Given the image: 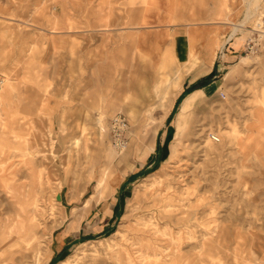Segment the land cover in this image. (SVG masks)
<instances>
[{"label":"rangeland","instance_id":"obj_1","mask_svg":"<svg viewBox=\"0 0 264 264\" xmlns=\"http://www.w3.org/2000/svg\"><path fill=\"white\" fill-rule=\"evenodd\" d=\"M247 2L182 0L189 20L174 24L198 36L183 39L187 47L177 55L174 38L158 37L145 23L157 0H0V116L15 120L19 136L1 133L0 244L21 214L39 226L43 264L77 254L88 264H97L95 256L101 264H140L139 248L148 242L172 252L179 230L169 216L189 210L196 215L193 264H213L209 254L225 264H264V0L237 34L239 49L229 39ZM250 41L255 52L246 50ZM164 45L161 54L146 53ZM167 62L169 70L159 69ZM204 63L208 70L198 73ZM162 72H180L181 95L203 77L214 82L180 135L175 119L183 101L165 117L176 84L158 98L152 92ZM113 98L118 108L103 106ZM152 141L156 149L142 154ZM208 143L214 151L206 155ZM131 172L137 178L101 231L104 216L90 214V196L110 203L105 196ZM12 240L17 254L9 264H34L28 247Z\"/></svg>","mask_w":264,"mask_h":264},{"label":"bare ground","instance_id":"obj_2","mask_svg":"<svg viewBox=\"0 0 264 264\" xmlns=\"http://www.w3.org/2000/svg\"><path fill=\"white\" fill-rule=\"evenodd\" d=\"M258 1L259 0H248L247 9H246V15H245L246 17L244 18V21H243V23L241 25H237L233 29V32L231 33L229 39L235 38V41L237 43L240 42V39L237 37V34L244 30L247 21L250 20L251 17L256 13V10H257L258 4H259ZM56 23L57 22H55V24ZM262 33L264 34V31H262ZM227 41L228 40H225L221 44V46H220L221 49L224 48V46L227 43ZM181 45H182L183 48L187 47L186 43L184 42V40H182ZM183 52H184V50H183ZM167 64H169V63L167 62V63L163 64L161 66V70H163V71L164 70H169V67H168ZM204 66H206V67H204L202 70H199L198 73H203V72H206L208 70V67H207V65L205 63H204ZM179 70H183L182 66L179 67ZM181 77L182 76L180 75V72H179V75L176 78H173L170 74H167L166 72L165 73L162 72L161 76L159 77L160 80H158L157 84L154 87H152V92L158 98V96L161 93V91L163 89H165V88H168L170 86L171 82L176 84L177 89H176L175 97L171 101L172 103H171L170 107H168L166 109L167 112H166V116L165 117H167V115L169 114L170 110L172 109V107H173V105L175 103V100L177 99L178 95L181 93V91L183 89V86H181V81H182ZM204 91H205V88L197 89V90L193 91L192 93L188 94V96H186L184 98V100L182 102L181 113L175 119V125H176V128L178 130V134L179 135L183 134V125L186 124L188 122V120H189L187 118L190 117V115H192V112L194 111L196 106L203 100ZM106 104H107V107H109V108L111 107L113 109H115L116 106H117L116 102L114 101V98L113 99H109L108 102H107V99H104L103 106H106ZM117 108H118V106H117ZM131 112H134L133 108L131 109ZM14 123H15L14 119H10V120L4 121V119L0 116V143L1 142L3 143L5 141V140H3L4 139V135L1 134L3 132L2 131L3 129L4 130L6 129L7 133L12 134L15 139L16 138L19 139V136L17 135V133L13 129L14 128L13 127ZM212 136L213 137L212 138L210 137L209 140L211 142H213L214 144H218L216 142H220L221 141V139L216 134H212ZM4 146H5V144L3 143L1 145V147L3 148ZM147 148H149L150 150H154V142L153 141L149 142L144 147H142V149H141L142 154H146V152H147L146 149ZM213 151H214L213 147L211 145H209V143L206 144L205 154L208 155V154L212 153ZM173 153H175V149L173 150ZM102 180L103 179L100 180V183L102 182ZM13 196L16 197L15 195H13ZM92 198H94V195L92 196ZM92 198H91L90 201H92ZM20 210L21 211H24V210L26 211V209H24L23 205L20 206ZM20 216H21V214L18 215V218H17V223L18 224L17 225H15L14 222H13L14 220H12V222L7 227H5L4 238H3V240H1V241H3V243L4 242L5 243L4 244H0V247H1L0 264H9L8 259L10 257H13V254H17V253H15L17 251V249H15L14 247L17 246L18 242L14 241V240L9 242V240L12 237H14V236H16L17 240L22 241V243L25 246L28 247V249L30 250L31 255L34 257V264H43V262L41 261V254H40L41 241L39 240L40 237L42 236V234L39 231V226L34 221L33 217H30V218L29 217L28 218L25 217L23 219V221H24L23 222L22 219H20ZM193 217L196 218V215H194ZM193 217H191V215L189 213V210H186V211L182 212L181 216H177V217L176 216H169V218L174 219L175 221H177L176 225H177V228L179 230L177 237H175L174 235H171L169 233V235H171V240H173V242L171 244L172 245V248H171L172 252L163 254L164 251H161L160 249H157V247L155 245H153L151 242H148L144 247L139 248V251L141 252V257H142L140 264H143L144 260H146L147 258H150V259L157 258L156 259L157 260L156 264H193V261L191 260V257H192L193 250L196 248L195 244L193 242V239L196 238V236L193 234V231H192V226L194 225L193 224ZM22 222L25 225L24 224L22 225L21 224ZM27 222H29L28 225L26 224ZM19 224H21L20 227L18 226ZM199 238H201V237H199ZM201 239H203V238H201ZM184 244H186V248L183 247ZM108 247L111 250V246L108 245ZM200 247H201L200 254L201 255L206 254V252H207L206 249H208V242L206 240H204L201 243ZM124 252H125V257H127L126 255H128L127 258L129 259L131 257V252L129 250H127V249ZM160 256L162 257V261H159ZM209 257H210V260L212 261L213 264H225L226 263L225 261L223 262V260L218 259L216 256H213L211 254H209ZM101 258L102 257H99V256L96 257L95 256L94 260L96 261L97 264H101V261H103ZM150 259L146 260L147 264H155V262H151ZM90 260H91V258H90ZM59 264H88V262H87V257L86 256H79V254H77L72 259L71 262L62 261ZM133 264H135V263H133Z\"/></svg>","mask_w":264,"mask_h":264},{"label":"crops","instance_id":"obj_3","mask_svg":"<svg viewBox=\"0 0 264 264\" xmlns=\"http://www.w3.org/2000/svg\"><path fill=\"white\" fill-rule=\"evenodd\" d=\"M158 2V10L156 12V15L153 17H148L145 20V23L147 24H154L156 28H158L159 30L156 31L155 33L157 34L158 37H161L163 39H171L174 38L175 42V50L177 55H181L183 50H182V45H181V41L185 38H190V37H194L197 38V34H196V30H188V29H183V25L181 24H174L176 22H181L182 19L184 18L186 21L189 20V11H183L182 7H187V4H183L182 0H157ZM146 24V25H147ZM143 25V24H142ZM144 28V26H142ZM186 33H189V35H186ZM144 36L146 37V35L144 34ZM204 36V35H203ZM208 38H213L214 36L211 35H207ZM206 37V36H205ZM172 42H169V44H171ZM237 44V45H236ZM239 44L236 41H234L231 44V47L235 50L239 49ZM167 46V45H166ZM165 48V45L160 48L155 47L153 49L155 50H148L146 53L148 54H161L162 49ZM196 49H198L200 51V53H213L210 50H205L204 46L201 48H198L197 46H195ZM214 51V50H213ZM161 69V68H159ZM212 71H214L215 69V63H213L212 65ZM206 77V76H205ZM204 79L202 84L200 85V87L195 86L196 81L195 82H191L189 84L190 87V92L197 90L199 88H205V92L207 91L208 88L212 87L214 85L213 81H207V78H202ZM179 98V99H178ZM178 100L176 99V101H179L180 104L183 101L184 98H181V94L178 96ZM175 101V104H176ZM174 104V106H175ZM173 106V108H174ZM180 107V105H179ZM178 109V108H177ZM157 145L154 144V148L156 149ZM154 149V150H155ZM154 153V151L150 152L149 156ZM136 173L137 172H131L130 174L127 175V177L121 179L118 182V185L115 188V191L113 192V196H105V198H109L111 199L110 203L105 202L104 200H100L98 202L95 201H91L92 203V209L90 211L91 215H97V217H103V223L100 227V230L103 231L104 229H107L109 227V223L111 221V219L113 218L114 214H117L119 211V207L121 205V201H122V194H124V192L126 191V189L134 182V180L137 178L136 177ZM122 192V193H121ZM94 195V193L90 196V198ZM107 217V218H106ZM107 219V222H106Z\"/></svg>","mask_w":264,"mask_h":264},{"label":"built area","instance_id":"obj_4","mask_svg":"<svg viewBox=\"0 0 264 264\" xmlns=\"http://www.w3.org/2000/svg\"><path fill=\"white\" fill-rule=\"evenodd\" d=\"M246 50H247L248 52H250V53L256 51L255 45L252 44V41L247 42V44H246ZM115 122H116V125H124L123 121H121L119 118H115ZM122 123H123V124H122ZM118 144H119V146H120V145H121V146L124 145L123 143H121V141H118Z\"/></svg>","mask_w":264,"mask_h":264},{"label":"trees","instance_id":"obj_5","mask_svg":"<svg viewBox=\"0 0 264 264\" xmlns=\"http://www.w3.org/2000/svg\"><path fill=\"white\" fill-rule=\"evenodd\" d=\"M201 89V88H200ZM191 90H190V88H188L187 90H185L184 92H183V94L181 95V98L180 99H182V98H184L187 94H189V93H191L190 92ZM195 91V90H194ZM193 92V91H192ZM180 101V100H179ZM178 101V102H179ZM180 103V102H179ZM178 105V104H177ZM176 111L174 110V112L173 113H175Z\"/></svg>","mask_w":264,"mask_h":264}]
</instances>
